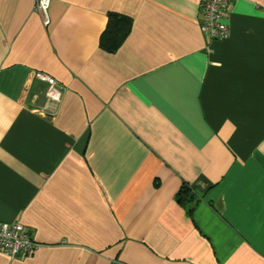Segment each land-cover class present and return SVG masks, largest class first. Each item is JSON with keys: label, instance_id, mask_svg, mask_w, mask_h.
<instances>
[{"label": "crops", "instance_id": "crops-1", "mask_svg": "<svg viewBox=\"0 0 264 264\" xmlns=\"http://www.w3.org/2000/svg\"><path fill=\"white\" fill-rule=\"evenodd\" d=\"M201 1L0 0V264H264V0L211 43Z\"/></svg>", "mask_w": 264, "mask_h": 264}, {"label": "built area", "instance_id": "built-area-1", "mask_svg": "<svg viewBox=\"0 0 264 264\" xmlns=\"http://www.w3.org/2000/svg\"><path fill=\"white\" fill-rule=\"evenodd\" d=\"M50 0H35L34 8L48 23L47 10ZM234 0H202L199 7L200 30L206 40H227L230 36L228 26L229 9ZM36 78L53 90L55 82L52 78L36 74ZM37 244L33 241L29 231L21 224L0 223V253L9 259H19L31 254Z\"/></svg>", "mask_w": 264, "mask_h": 264}, {"label": "trees", "instance_id": "trees-1", "mask_svg": "<svg viewBox=\"0 0 264 264\" xmlns=\"http://www.w3.org/2000/svg\"><path fill=\"white\" fill-rule=\"evenodd\" d=\"M131 19L116 14L108 15V22L101 41V48L107 52H114L130 31ZM179 203L186 204L191 202L192 197L188 191L182 187L177 194ZM192 211V208L189 210Z\"/></svg>", "mask_w": 264, "mask_h": 264}]
</instances>
